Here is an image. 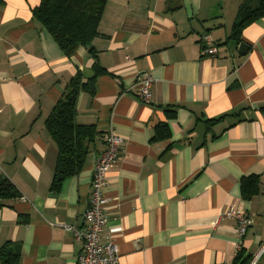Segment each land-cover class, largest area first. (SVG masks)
Instances as JSON below:
<instances>
[{
    "label": "crops",
    "instance_id": "1",
    "mask_svg": "<svg viewBox=\"0 0 264 264\" xmlns=\"http://www.w3.org/2000/svg\"><path fill=\"white\" fill-rule=\"evenodd\" d=\"M39 0H0V248L18 264H77L97 157L108 130L120 160L106 178L117 264H264V18L229 39L238 0H106L99 36L64 56L33 19ZM209 36L217 54H204ZM95 53V58L91 53ZM75 122L93 128L80 170L54 189L58 148L45 119L77 73ZM154 80L140 99L137 77ZM230 207L251 224L238 236ZM238 245L240 248L238 249Z\"/></svg>",
    "mask_w": 264,
    "mask_h": 264
},
{
    "label": "trees",
    "instance_id": "2",
    "mask_svg": "<svg viewBox=\"0 0 264 264\" xmlns=\"http://www.w3.org/2000/svg\"><path fill=\"white\" fill-rule=\"evenodd\" d=\"M106 0H39L32 11L33 19L53 38L64 56L70 58L79 47H88L99 36L98 27ZM264 18V0H238L237 11L231 26L229 39L240 43L242 31L253 22ZM94 58L95 53L91 50ZM104 70L94 64V77L88 83H81L77 73L70 78L67 88L54 106L44 125L55 142L58 153L52 187L58 188L68 177L75 175L87 154L89 141L96 135L93 128L77 126L75 122L76 103L82 90H90L97 76ZM19 194L13 184L0 176V208L2 201L15 200ZM237 264H247L241 251L236 257ZM19 255L15 248L6 244L0 248V264H18Z\"/></svg>",
    "mask_w": 264,
    "mask_h": 264
},
{
    "label": "built area",
    "instance_id": "3",
    "mask_svg": "<svg viewBox=\"0 0 264 264\" xmlns=\"http://www.w3.org/2000/svg\"><path fill=\"white\" fill-rule=\"evenodd\" d=\"M202 50L208 56L217 54V48L212 45L209 36L200 38ZM137 88L140 99L148 103L151 100L150 89L154 80L148 74L137 77ZM105 150L97 157L90 182V199L86 211L81 216L85 230L73 226H63L64 230L71 232L74 238L81 244V252L77 258V264H117L118 254L112 244H101V235L109 223V209L106 198V178L108 171L120 160L121 140L110 129L102 136ZM223 219L236 221L238 236L242 238L246 229L251 224V219L240 210L232 207L219 215ZM240 248V245L237 247Z\"/></svg>",
    "mask_w": 264,
    "mask_h": 264
},
{
    "label": "water",
    "instance_id": "4",
    "mask_svg": "<svg viewBox=\"0 0 264 264\" xmlns=\"http://www.w3.org/2000/svg\"><path fill=\"white\" fill-rule=\"evenodd\" d=\"M248 50H249V48L246 44L240 43L238 48H237V53L241 56H244L247 54Z\"/></svg>",
    "mask_w": 264,
    "mask_h": 264
}]
</instances>
